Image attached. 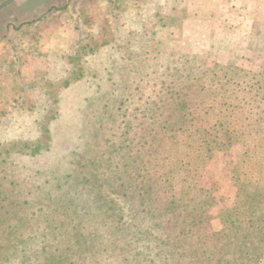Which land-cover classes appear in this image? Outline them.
<instances>
[{
    "label": "rangeland",
    "instance_id": "rangeland-1",
    "mask_svg": "<svg viewBox=\"0 0 264 264\" xmlns=\"http://www.w3.org/2000/svg\"><path fill=\"white\" fill-rule=\"evenodd\" d=\"M0 264H264V0L0 9Z\"/></svg>",
    "mask_w": 264,
    "mask_h": 264
},
{
    "label": "water",
    "instance_id": "water-1",
    "mask_svg": "<svg viewBox=\"0 0 264 264\" xmlns=\"http://www.w3.org/2000/svg\"><path fill=\"white\" fill-rule=\"evenodd\" d=\"M14 0H6L3 4L0 5V9L4 8L9 3L13 2Z\"/></svg>",
    "mask_w": 264,
    "mask_h": 264
},
{
    "label": "trees",
    "instance_id": "trees-1",
    "mask_svg": "<svg viewBox=\"0 0 264 264\" xmlns=\"http://www.w3.org/2000/svg\"><path fill=\"white\" fill-rule=\"evenodd\" d=\"M237 249H238V248H237ZM258 258H260V257L258 256V257L255 259V261L258 260Z\"/></svg>",
    "mask_w": 264,
    "mask_h": 264
}]
</instances>
